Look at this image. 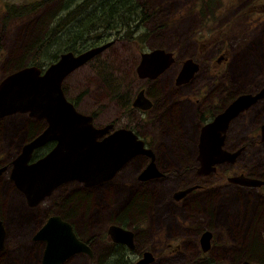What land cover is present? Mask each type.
Returning a JSON list of instances; mask_svg holds the SVG:
<instances>
[{"label":"rangeland","instance_id":"rangeland-1","mask_svg":"<svg viewBox=\"0 0 264 264\" xmlns=\"http://www.w3.org/2000/svg\"><path fill=\"white\" fill-rule=\"evenodd\" d=\"M29 1L32 0H0V78L9 69L26 64L35 51V43L43 38L41 36L45 28L47 27V32H49V29L56 25L59 17L64 13V5L72 6L79 0H53L25 16L11 18L5 24L2 23L3 11L6 5L24 4ZM240 1H225L224 7L218 13L224 26L223 36H221L224 38L219 43H208L213 29L207 31L201 28V18L198 11L199 0H145L150 18L147 20L146 25L142 26V31L154 26L157 29L150 32L147 43L143 48L148 46L172 50L176 58V62L170 68L163 72L154 82L151 81L149 83V93L152 96L158 94V89L153 84H156L163 91V104L167 108L165 112L167 116L181 118L188 114L186 103L180 102L178 99L184 96H198L202 88L206 89V85L203 86V83L210 78L206 74L204 64L210 59L211 55L216 54L219 48H221V53L226 57L228 54L229 64L239 56L240 52L248 51L247 54L243 55L240 68L244 69L242 66L253 68V54L251 55L250 52L256 53L260 47L257 44V49H254V44L250 46V43L256 39L257 29L260 31L264 26V11H259L260 6H264V0H255V11L253 13L247 12L248 9L245 4L247 0H244L243 6L240 5ZM242 9L245 10L244 13H241ZM134 23L135 20L129 23L130 28ZM114 29H118L120 32L124 31L119 23L114 24ZM194 30H197V32L192 33ZM146 36L147 34L144 32L140 34L141 38ZM192 36L203 37L201 42L197 43ZM65 44V37L59 34L58 30L56 36L50 38L46 45L44 58L42 59L44 65L55 59ZM140 47V45L125 41H118L110 46V57L114 60L111 65L113 72L112 81L113 83L119 82L118 86L110 85L114 92V94L110 93V96L113 97L110 110L101 103L102 100H107V86L101 85L97 75L103 69L107 78V68L102 66L97 58H93L84 69H79L70 75L69 81L73 87L87 85L85 88L89 90V87L92 86L91 91L88 92L87 90L88 94L79 105L82 111L88 112L94 108L100 110L103 113L99 118L97 117V121L101 120V122L117 117L120 118V121H125V117L121 116V102L126 96L132 97L135 89L141 84V81L133 73ZM101 53L100 59L108 55L109 50L106 49ZM184 57H193L200 62L199 73L195 74L187 84L174 87L171 85L170 78L178 67V63ZM263 57L264 51L254 56L258 62L257 69L259 64H261V68L257 75H255V71L254 73L251 71L248 80L237 88L238 91L253 89L264 80V62L259 61ZM195 63L198 65L197 62ZM227 72V82H229L232 74L231 65L230 68L224 69V73ZM149 84L144 83L143 85L148 86ZM84 86H79L77 90H83ZM171 95L176 96L175 101L167 102V98ZM101 106L103 108H100ZM263 106L264 99L232 122L229 132L232 140H258L256 135L250 137L248 132L254 129L258 123L256 121L261 119ZM154 111H156V108L152 110V112ZM136 113L133 111L132 115L138 121L139 114L137 113L136 115ZM29 119L30 117L25 113H14L0 117V163L9 160L19 151L20 145L27 139L25 133L27 130L31 132L35 130L33 124L26 122ZM11 121H15V133L8 140H4L5 131L10 128ZM182 121L186 128L188 123L184 119ZM137 130L141 134L144 131L141 125H138ZM149 133V143L155 150H158V146L161 144L169 142V137L162 139L158 133L157 126L149 127ZM181 136H186L185 131L179 130L177 135H175L176 138H181ZM239 159L243 160V162H248L252 168L250 170L254 172L264 170V144L253 142L247 145ZM167 161L172 166H165ZM141 162L142 159L140 157L132 159L116 173L113 179L97 187L96 192L110 191V206L103 210L110 219V223L118 218L124 220L131 217V221L128 222L130 225L144 215L142 221L136 222L145 231V233L138 234L136 241V243H139L141 240H145L143 249L148 248L150 244L157 243L162 246L170 242L165 249L166 254H157L150 264H185L188 260L194 258L197 251L196 239L201 229H209L212 232L214 244L209 249V256H215L222 262L224 257L228 258L229 255H235L236 251L241 248L244 237L252 231L248 229L253 225L250 217H254L259 210L264 211V188L250 189V192L246 195L243 192H239L236 186L228 182L224 183L222 170L228 166L221 165V167H217L218 170L216 169L215 173L200 176L188 167L177 166L173 160H166L159 156L157 164L166 172H170V178H157L153 183L144 184L149 188H151L152 184H155L156 188L161 191L160 197L165 199L157 206H152L150 202L147 211L144 213L150 194L147 191H141L136 195L133 202L122 210L121 206L132 195L133 189L122 185V183L136 180L135 173ZM231 167L234 172L239 169L236 165ZM6 174L7 170L0 176V219L5 227V242L0 250V264H21L20 261L24 258V264H36L33 252L34 250H39L40 242H34L27 238L30 230H27L23 223L24 211L27 206L20 194L19 198L17 197L18 193L14 190ZM196 182L203 183V187L188 194L182 200L170 199L169 192L172 189ZM78 187H80V184L76 182H67L60 185L53 191L51 196L36 205L38 207L33 209V211L45 212L48 206L57 208L59 197ZM116 190L118 191L116 192ZM210 191L216 200L213 201L212 211L209 213L206 210V201ZM105 194L103 193V195ZM258 194L261 197L259 196L258 198ZM87 195L88 192L86 190L77 189L73 194L66 196L64 201L77 199L84 205L92 197V194L89 197ZM12 198L17 199V208L8 206V201L11 202ZM104 201L105 199L103 198L99 202L102 203ZM94 204L95 202H91L88 207L84 206L79 213L90 210ZM75 212L76 208L68 211V215L73 218L72 215ZM10 213L12 214L11 216L9 215ZM15 215L17 218L14 217ZM105 219L106 216H102L96 223V228H92L89 231L80 226L77 220H74L75 228L82 236L103 235L104 228L108 223L105 222ZM175 243H178L176 248L173 247ZM137 246H140V244H137ZM25 247L29 248V253H21V260L19 261L18 253L16 256L14 253L19 250L23 252ZM92 249L94 252L101 251V242L95 241ZM247 249L255 252L257 256H261V252L254 251L255 244L250 245ZM64 264L95 263L94 260L91 261L85 254L78 253L70 257Z\"/></svg>","mask_w":264,"mask_h":264},{"label":"flooded vegetation","instance_id":"flooded-vegetation-1","mask_svg":"<svg viewBox=\"0 0 264 264\" xmlns=\"http://www.w3.org/2000/svg\"><path fill=\"white\" fill-rule=\"evenodd\" d=\"M82 0H79L77 2H81ZM98 1H92L90 5L82 9V12H91V11H97L96 8V3ZM244 0L240 1V5L243 6ZM247 5V12L253 13L255 11V1L253 0H247L246 3ZM145 11V10H144ZM143 10L141 11L140 16H137L135 18V23L133 24V30L130 33L129 31L124 29V25L121 24V28L124 29L123 32H120L118 29H114V24L113 20L114 17H112L108 23L107 26H93L90 30L86 31L83 30L82 23H74L71 22L70 24L66 25L64 28H62L59 31V34L63 35L66 40V44L62 48V51H71L73 53H78L81 52L82 50L89 48L91 46L99 45L105 42H109V44L100 52L94 54L91 58L86 60L84 63L81 65L77 66L70 72H68L62 79L61 81V89L66 97L74 107L81 112L84 113H89L91 115V123L95 127H101L103 125L109 124L110 126L108 127V130L106 133L123 127V128H130L138 138H140L143 142V146L150 148L152 154H153V162L154 166L156 167V170L159 172L156 175H152L146 178H140L139 174H146V172H143L146 168L145 166L148 164L150 158L146 154H136L129 158L117 171L112 175V177L102 180L96 184L90 185V186H85L81 182L76 181V180H69L60 183L59 185L55 186L48 194L44 195L42 199H40L37 203L34 205H27V209L24 211V219L23 223L27 230L29 231L28 234V239L34 242H40V248L38 251L34 250L33 254L35 257V263L36 264H41V257H42V252L44 248V240L42 239H34L32 238L33 234L36 232L37 229H39L43 223L46 221L47 217L50 215H58L61 219L67 221L70 223L72 230L75 234V236L80 239L81 241L85 242L89 248H90V255L85 252H75L71 254L69 257L64 259L58 264H64L65 261H67L70 257H72L75 254L78 253H83L85 254L88 258H90L91 261L94 260L95 264H134L145 251H149L151 256L150 260L147 261L144 264H150L152 263V260L155 258L157 254H166L165 249L169 245L170 242H167L166 244L160 246L157 243L150 244V246L147 248H144L145 240H141L139 243H136L137 241V236L138 234L145 233L144 228L140 225L137 224L136 222L142 221L144 218V215L134 221L132 224H128L129 221H131V217L120 220L115 219V221L111 222L114 224H118L122 227L128 228L131 230L132 233V247L127 246L126 244L122 242H115L109 239L107 233H106V228L110 223V219L104 213V209L108 208L110 206V191L105 192H96L100 185L106 183L107 181L113 179L116 175L117 172L129 161L136 157H140L142 159V162L139 165V168L136 170L135 173V179L136 180H131L129 183H122V185L132 187V195L128 197V199L124 202V204L121 206L122 210L129 206L133 200L135 199L136 195L141 192V191H147L150 196L148 199V203L146 206V209L144 213L147 211L149 204L151 202L152 206L154 205H159L161 201L165 198L160 197L161 191L156 188L155 184H152L151 188L147 187L144 183H153L154 181L157 180V178L160 179H168L170 178V172H166L165 170L162 169V167L158 166L157 164V158L162 157L163 159L166 160H173L177 166H185L190 169H192L196 174L200 176H206L209 174L215 173L218 169L217 167H221V165L228 166L224 170H222V179L223 182L230 183L231 185L236 186L238 188L239 192H243L246 195L248 192H250V189H258V188H264V170H257V172H254L251 168V165L248 162H243V160H240L239 157L243 150L246 148L247 145L251 143H262L264 144V139L261 138V131H260V125L264 121V106L262 108V117L254 127V129L249 130L248 135L250 137H253V135H256L258 140L254 141V139H239V140H232L229 136V132L231 130V124L232 122L239 117L241 114L248 112L250 109H252L255 105H257L262 99H264V96L257 98L253 103L248 105L245 109L241 110L238 112L234 117H232L224 130L219 131L215 137L213 138L214 141L218 139V136H221V143L219 145L220 149L226 150L231 152H236L232 158L230 159H223L218 162H214L212 165L204 163L205 158L201 159V156L199 154L200 149H199V140H200V131L201 127L203 124L211 121L213 117L222 111L224 107L232 100L234 99L238 94L241 93H246V92H257L260 89L264 90V80L257 84L253 89H244L241 91H238L237 88L241 85H243L247 80H248V75H249V70L250 68H246L242 66L244 69H241V62L243 59V55L246 53L245 51L240 52L239 56L235 59H233L232 63H228V54L227 57L221 53V48H219L216 51V54L211 55L210 59L207 60L209 64H204L205 66V71L206 74L209 76L210 79L204 81L203 86L206 85V89H203L199 91L198 96H184V97H179V101L186 103V106L188 108V114H186L185 117L181 118H173L169 117L165 114L167 108H165V105L163 104V91L156 85L153 84L157 87L158 89V94L156 96H152L149 93V86L151 81H155L163 72H165L168 68L171 67L172 64L176 62L175 55L172 50H166L162 47H144L147 43V39L149 37V34L151 31H155L157 29L156 26L146 30L142 31L143 27L146 25L147 20L150 18L149 14H143ZM259 11H264V6H260ZM6 10L4 8L3 14H5ZM245 10L242 9L241 13H244ZM15 18V17H12ZM202 22V19H201ZM111 24V25H110ZM207 27V25H206ZM201 25V28H206ZM213 29V32L211 34V39L208 41V43H214V42H221L223 38V30L224 26L221 23L220 17L218 18V21L210 26ZM217 27V28H216ZM47 28V27H46ZM45 28V29H46ZM130 28V27H129ZM69 29H74L76 30L73 35L71 34L69 38H67V35L69 34ZM144 32L147 34L146 37L141 38L140 34ZM197 32V30L192 31V33ZM225 36V35H224ZM193 37V36H192ZM203 36H195L193 37L197 43L201 42ZM206 39V38H205ZM118 41H125L128 43H134L135 45H140V50L138 51V59L137 63L135 64L133 68V73L138 79L141 81V84L139 87L135 89L134 95L132 97L126 96L123 101L121 102V116L125 117V121H120V118H113L109 119L106 122H101L97 121V117L99 118L100 115L103 113L98 109H91L88 112L82 111L79 107V105L84 101L85 96L88 94L89 91H91L92 86L88 88L84 85H78L77 87H73L71 85V82L69 81L70 75L79 70V69H84V67L87 66V64L93 59L97 58L98 61L102 66H105L107 68V78L105 73L103 72V69L100 73H97L99 76V80L101 85L107 86V100H102L101 103L107 107L110 110V105L111 102H113V97L110 96L111 94H114L113 89L110 87V85H119V82L113 83V72H112V64L114 62L113 58L110 57V46L115 44ZM254 44V49H257V44L260 47V49L256 53L253 54V64L251 68L252 73L255 71V75H257L258 71L261 68V64H259L258 69L257 65L258 62L254 56H256L259 52L264 51V26L260 29H257V35L256 39L250 43V46ZM155 48H161L165 52H168V58H170V62L166 67H164L160 72L156 73L155 75L149 76V75H143L140 76L137 73L136 67L140 61L141 58V53L142 52H147ZM108 49L109 54L105 55L100 59L101 52L104 50ZM247 49V48H246ZM60 53V52H59ZM58 53V54H59ZM58 56V55H57ZM191 59L194 63L197 62L198 65L195 63V69L189 76V78L186 81L183 82H178L177 77L179 75V72L182 68V65L186 59ZM54 60V59H53ZM52 60V61H53ZM51 62V61H50ZM49 63V62H48ZM47 63V64H48ZM230 65L232 67V74L230 75L231 81L227 82V73H224V69L230 68ZM45 66V65H43ZM18 67L11 68L8 70L7 73L17 69ZM200 69V62L193 58V57H184L181 59V61L178 63V67L175 69L173 72V75L170 78L171 85L174 87H179L181 85L187 84L195 74L199 73ZM198 69V71H196ZM196 71V72H195ZM6 73V74H7ZM1 79V78H0ZM147 83L149 84L148 86H144L143 84ZM79 86H84L83 90H77ZM202 86V87H203ZM88 90V92H87ZM94 91V90H93ZM141 91V92H140ZM87 92V93H86ZM139 93V96H141L144 100H142V103L145 101L148 105L145 108H140L138 106L132 105V102L134 101V98L136 94ZM176 99V96L171 95L167 98V102H174ZM100 108H103L101 106ZM156 108V111L152 112L153 109ZM135 111L139 114L138 116V121H136L133 118L132 112ZM136 113V115H137ZM7 116V115H6ZM29 117V116H28ZM32 119V120H30ZM29 120L26 122H30L31 125L33 124L35 126V130L31 132L30 130H27L25 133L27 135V140H29L33 135H35L37 132H39L42 127L44 126V121L42 119H35L33 117H30ZM187 124V127H184L183 121ZM138 125H141V127L144 129L143 133L141 134L137 128ZM152 126H157L158 128V133L160 136L163 138L169 137V142L168 143H163L160 146H158V150H155L151 147V144L149 143V127ZM179 130H183L186 133V136H181V138H176L175 135H177ZM15 131L11 132L10 135L14 134ZM24 133V134H25ZM105 133V134H106ZM102 136L97 137L100 139ZM47 142H51L50 147L43 151L42 153H38L37 155L33 156L31 154V157L29 159V162L36 159L37 157L43 155L45 152H47L51 146L54 144L53 140H48ZM215 142L213 145H215ZM24 143V142H23ZM22 143V144H23ZM43 143V144H45ZM42 144V145H43ZM41 145V146H42ZM21 146V145H20ZM40 147V146H38ZM37 147V148H38ZM36 149V148H35ZM34 151V150H33ZM32 151V153H33ZM199 154V156H198ZM14 157V156H12ZM11 157V158H12ZM10 158V159H11ZM9 160L0 163V166L6 164L7 166L9 165ZM209 165V168L206 169V167ZM233 165H236L239 167L237 172H234L232 170ZM165 166H172L169 161L166 162ZM164 167V166H163ZM145 168V169H144ZM200 169H203L205 171H200ZM212 168V169H211ZM144 169V170H143ZM159 169V170H158ZM217 169V170H216ZM7 170V176H8V167L4 169L3 171L0 172V176L6 172ZM143 172V173H141ZM244 174L246 176H251L259 179L258 185H245V184H240L238 182H231L228 181V176L231 175H236V174ZM8 178V177H7ZM6 179V178H4ZM9 179V178H8ZM9 181H11L9 179ZM67 182H76L80 184V187L77 189H84L88 192L87 197H89L92 194L91 200L86 203L82 204L79 202L77 199H68L64 201V198L68 195L73 194V192L77 189H73L65 193L64 195L59 197L57 208H53L51 206H48L45 212H40V211H33V209L37 208L38 205L42 200L45 198L51 196L53 191L59 187L60 185H63ZM12 183V182H11ZM188 185H195L194 188H192L190 191L184 193L182 196L179 198H174L173 193L177 189L184 188L185 186ZM13 186V184H12ZM203 183H193V184H186L183 186H179L177 188L172 189L169 192L170 199H174L176 201L184 199L188 194L193 193L195 190L202 188ZM14 190L16 193H18L17 197L22 196V199L24 200L23 193L19 192L16 190V188L13 186ZM95 188L94 190H92ZM119 190V189H118ZM116 190V192L118 191ZM98 193V194H97ZM103 193H106L103 195ZM20 194V195H19ZM263 194V193H261ZM264 195V194H263ZM259 194L257 197L259 198ZM261 197V196H260ZM105 199L104 202L100 203L99 201L101 199ZM216 198H214V195L211 193V191L208 193V198H207V206L206 210L207 212L212 211L213 207V201H215ZM25 202V201H24ZM91 202H95L94 206L90 208V210H87L83 213H79V211L85 206L88 207ZM261 204V203H259ZM258 205V204H257ZM76 208V212L71 216L68 215V211L73 210ZM23 214V213H22ZM21 214V217H22ZM11 216V214H9ZM106 216L105 222H108L104 228V234H94L91 236H82L80 233L77 232L75 228V223L74 220H77V222L82 226L83 228L87 229L88 231L92 228H96V223L98 220L102 217ZM133 220V219H132ZM250 220L252 221V224L248 229H251L252 231L248 233L244 239H243V244L239 250L236 251L235 255H229L228 258L224 257L223 261L221 262L217 257L215 256H209V249L210 247L214 244V240L212 237V232L209 229H201V231L198 234V237L196 239V245H197V251L194 255V258L191 260H188L185 264H238L242 261H248V262H253L256 264H264V211L259 210L256 212L254 217H250ZM3 224V222H2ZM4 225V224H3ZM5 229V227H4ZM209 231L210 232V237L208 240V247L203 250L201 248V243H202V232L203 231ZM99 241L102 244V249L101 251L94 252L92 249V246L95 244V241ZM4 242H5V233H4ZM137 244H140V246H137ZM255 244V249L254 251L261 252V256H257L255 252L248 250L247 247L250 245ZM4 246V245H3ZM178 246V243L174 244V248ZM157 247V248H156ZM1 250V249H0ZM156 252V254H155ZM16 253V252H15ZM21 253H29V248L25 247L23 252L18 253V260H21ZM93 259V260H92ZM21 264H24L25 258L20 261Z\"/></svg>","mask_w":264,"mask_h":264},{"label":"water","instance_id":"water-1","mask_svg":"<svg viewBox=\"0 0 264 264\" xmlns=\"http://www.w3.org/2000/svg\"><path fill=\"white\" fill-rule=\"evenodd\" d=\"M108 44L109 42H105L91 46L78 53L63 51L45 66L24 64L0 79V117L25 113L29 117L44 121L42 129L20 146L19 151L10 159L9 165L0 166V172L8 167V178L16 190L23 193L27 205H34L55 186L65 181L76 180L90 186L108 179L136 154H146L150 158L146 169H143L146 174H139L140 178L159 173L154 166L150 148L143 146L142 140L130 128L120 127L106 133L109 124L93 126L91 115L78 111L62 92L63 77ZM168 55L161 48L142 52L136 67L138 75L152 76L160 72L170 62ZM194 69L195 63L189 58L186 59L177 81H186ZM262 96L263 89L238 94L211 121L202 125L199 154L202 161L205 158L204 163L212 165L214 162L232 158L236 152L220 149L221 136H218L216 142L213 138L225 129L232 117ZM142 100L144 99L137 93L132 105L147 107L148 104L145 101L142 103ZM260 131L261 138L264 139V121L260 125ZM99 136L102 137L98 139ZM48 140L54 141L51 148L29 162L32 151ZM199 170L205 171L200 168ZM228 181L245 185L259 183V179L241 173L228 176ZM194 187L195 185H188L177 189L173 196L177 199ZM4 233V225L0 219V249L4 245ZM106 233L112 241L132 247L130 229L111 223L107 226ZM209 237L210 232L204 230L201 236L203 250L208 247ZM32 238L45 242L41 264H58L75 252L90 255L89 246L78 239L70 223L58 215L48 216ZM150 256V252L145 251L134 264H144L150 260ZM238 264L256 263L244 260Z\"/></svg>","mask_w":264,"mask_h":264},{"label":"trees","instance_id":"trees-1","mask_svg":"<svg viewBox=\"0 0 264 264\" xmlns=\"http://www.w3.org/2000/svg\"><path fill=\"white\" fill-rule=\"evenodd\" d=\"M51 1L53 0H32L24 4L6 5V12L2 18V23L5 24V22L12 17L18 18L20 16H25L28 13L37 10L43 4ZM92 1L93 0H82L81 2H77L72 6L65 4L64 13L59 17L56 25L49 29V32H47L48 28L45 29L44 33L41 36L43 38L35 43V51L26 64H35L39 67L43 66L44 62L42 61V59L44 58L46 45L49 39L56 36L58 30L60 31L71 22L82 23L83 30L88 31L93 26H107L110 19L114 17L113 24H122L124 25V29L131 33L133 30V24L129 29V23L134 22L135 18L137 16H140L142 10H145L143 14H148L145 0H97V11L82 12V9L90 5ZM225 1L226 0H199L198 11L200 18L202 19L201 25L203 27H206L207 25V27L205 28L207 31L211 30L212 28L210 26L214 25L218 21V18L220 17L218 13L224 7ZM254 1L255 0H253V2ZM75 31L76 30L74 29H69L67 38H69L71 34L73 35ZM247 52L245 54H247ZM259 61L263 63L264 57L260 58ZM20 66L22 65H19L18 67ZM250 72L251 69L249 70V73ZM13 131H15V121L10 122V128L8 129V131H5L4 140H8V138L11 136V132ZM50 144L51 142H47L42 146L34 149L32 155L35 156L38 153H42L43 151L47 150L50 147ZM8 206L10 208H17V199L12 198L11 202L8 201ZM14 217L17 218L16 215ZM19 252L21 251L19 250ZM16 255L17 254H15V256Z\"/></svg>","mask_w":264,"mask_h":264},{"label":"bare ground","instance_id":"bare-ground-1","mask_svg":"<svg viewBox=\"0 0 264 264\" xmlns=\"http://www.w3.org/2000/svg\"><path fill=\"white\" fill-rule=\"evenodd\" d=\"M19 251H17L16 253H14V254H17Z\"/></svg>","mask_w":264,"mask_h":264}]
</instances>
